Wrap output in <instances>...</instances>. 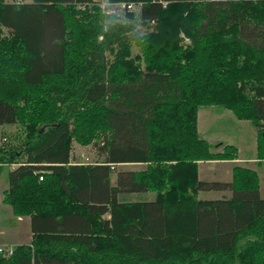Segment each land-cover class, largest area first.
<instances>
[{"label": "trees", "instance_id": "16d2710c", "mask_svg": "<svg viewBox=\"0 0 264 264\" xmlns=\"http://www.w3.org/2000/svg\"><path fill=\"white\" fill-rule=\"evenodd\" d=\"M109 1L140 9L0 0V125L19 126L3 201L33 233L0 264H264L259 174L202 180L201 161L239 150L198 130L201 107L226 108L264 160V0ZM75 143L96 160L74 162Z\"/></svg>", "mask_w": 264, "mask_h": 264}, {"label": "crops", "instance_id": "0c3cea01", "mask_svg": "<svg viewBox=\"0 0 264 264\" xmlns=\"http://www.w3.org/2000/svg\"><path fill=\"white\" fill-rule=\"evenodd\" d=\"M219 109V110H218ZM233 113V112H230ZM209 114V116L212 117H220V116H228L231 117V114H229V112H225L221 109V107H214V106H203L199 109V113H198V130H199V134L202 138L207 139L208 141H210L212 144H221V146H217L215 147L214 151H219L222 149L223 145L225 144H233L235 146L238 147L239 150V158L235 159V160H208V161H201L199 164V174H200V178L202 180H207V181H224V182H230L232 180V170L233 167L236 164H240L246 167H250L254 170H256L258 172V174L260 175V169H262L264 171V160H260L257 157V140H258V127L254 128L253 130L256 129V133L254 134V145H250V147L253 149H255V155H252V157L248 158L247 157H242L241 153L243 150L242 145L238 142V141H234L232 139L229 140H221L218 137H212L214 134H216V132H212L210 133L209 130H213L212 125L213 123H211V120L206 118V115ZM234 115V114H233ZM235 117V115H234ZM238 119V118H237ZM240 120V119H238ZM210 123L212 124L211 126ZM212 127V128H211ZM217 142V143H216ZM74 162H77V158L75 155V152L73 153V159ZM82 162V161H80ZM247 162H252L253 165H249V164H245ZM202 165L204 166V169H202ZM223 166V168L225 169V176H227V179H222L220 177H214L216 174H213L214 172V168L213 166ZM4 166H8L6 169L2 170L0 169V200H1V204H0V244H2L1 242H11L8 244H12V245H19V244H28L31 242L32 240V229H31V223H30V218L27 216H16L14 215L13 212V208L10 204L5 203L3 201L4 199V191L8 188L9 184H8V179H7V174L8 171L15 168L16 165H4ZM223 169V170H224ZM223 173H220V176ZM213 176V177H212ZM260 177V176H259ZM204 193L209 194H213V193H219L217 197H206V196H202V198H206V199H217V198H223V197H230L232 195V191L231 190H225V191H218V190H211V191H203ZM221 193V194H220ZM262 194V191H261ZM29 229H31V232H28ZM10 230H14V231H21L22 234L18 235V239H15L13 237V235H10ZM24 232H28V235L25 237L24 236ZM7 237H9L7 239ZM3 244H7V243H3Z\"/></svg>", "mask_w": 264, "mask_h": 264}, {"label": "rangeland", "instance_id": "374dc122", "mask_svg": "<svg viewBox=\"0 0 264 264\" xmlns=\"http://www.w3.org/2000/svg\"><path fill=\"white\" fill-rule=\"evenodd\" d=\"M105 0H98V2H102ZM108 2H110L109 0H106ZM120 2H125V1H120ZM113 2H111V5H108V7L105 6H101V9L103 11H105V13H117L120 14V16L122 14H124V11L122 9H118L116 8L117 4H112ZM106 8V10H105ZM140 9L139 5L136 4V7H133L132 10L138 12ZM109 12H108V11ZM103 36H100V39H102ZM139 52V48L138 46L134 45L133 46V54H137ZM221 109L225 112H229V114H231V117H226V116H220V117H210L209 114L206 115V118L211 120V123H213V125L210 123L209 126L212 125V129L213 130H209L210 133H212L213 131L216 132V134H214L212 137H218L221 140H229L232 139L234 141H238L242 147V153L241 156L242 157H247L250 158L252 157V155H255V149L251 148L250 145H254L253 141H254V134L256 133V129L253 130V127L256 128L258 127L257 125H255L252 121L250 120H238L237 117L233 115V113H230L232 111L226 109V108H222ZM219 110V109H218ZM256 126V127H255ZM264 126V125H263ZM17 130H19V126L17 124H4V125H0V143L1 142H5L6 138H9L11 135L14 136V134L17 132ZM217 143V142H216ZM215 149V148H214ZM216 150V149H215ZM75 152L76 158L78 161H82V162H91L96 160L97 158V150L95 149V147L93 145H82L79 143H75V147H74V151ZM245 164H249V165H253L252 162H247ZM141 165H135V164H125L122 165V168H135V167H139ZM205 165H202V169H204ZM8 166H4L1 168V171L6 169ZM213 174H216L214 177H220L222 179H227V176H225L226 172L225 169L223 168V166H213ZM224 169V170H223ZM220 173H223L220 176ZM260 186H261V191H262V195L264 196V171L262 169H260ZM213 177V176H212ZM8 179V178H7ZM219 193H213V194H207L204 193L203 191L200 193V196H206V197H217ZM221 194V193H220ZM0 204H1V200H0ZM15 215V214H14ZM1 229V228H0ZM28 232H31V229H29ZM28 232H24V236L26 237L28 235ZM22 234L21 231H14V230H10V235H13V237L15 239H18V235ZM9 237H7L8 239ZM3 243H11V242H1ZM20 245V244H19Z\"/></svg>", "mask_w": 264, "mask_h": 264}, {"label": "built area", "instance_id": "2783aa9c", "mask_svg": "<svg viewBox=\"0 0 264 264\" xmlns=\"http://www.w3.org/2000/svg\"><path fill=\"white\" fill-rule=\"evenodd\" d=\"M17 1L20 2L22 0H17ZM112 4H117L116 8L122 9L123 11L132 10L133 7H136V3H134V2H131V3H128V2H113ZM100 5L101 6L107 5L106 7H108V5H111V1L110 2H108L106 0L102 1V2H100ZM105 10H106V8H105ZM42 178L43 177H41V179ZM14 250H15V245H12V244H0V253L1 254H12L14 252Z\"/></svg>", "mask_w": 264, "mask_h": 264}, {"label": "bare ground", "instance_id": "6f19581e", "mask_svg": "<svg viewBox=\"0 0 264 264\" xmlns=\"http://www.w3.org/2000/svg\"><path fill=\"white\" fill-rule=\"evenodd\" d=\"M8 256V255H7Z\"/></svg>", "mask_w": 264, "mask_h": 264}]
</instances>
